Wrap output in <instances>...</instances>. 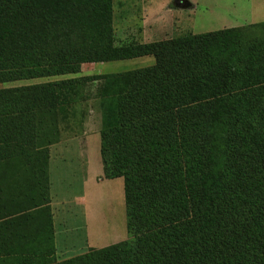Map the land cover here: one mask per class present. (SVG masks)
Here are the masks:
<instances>
[{
	"label": "trees",
	"instance_id": "trees-1",
	"mask_svg": "<svg viewBox=\"0 0 264 264\" xmlns=\"http://www.w3.org/2000/svg\"><path fill=\"white\" fill-rule=\"evenodd\" d=\"M247 29L264 22L117 44L112 0H0V84L155 60L99 90L103 178L123 180L127 238L61 262L15 240L0 264H264V37ZM85 80L0 89V176L44 179L45 204L58 117L76 118Z\"/></svg>",
	"mask_w": 264,
	"mask_h": 264
},
{
	"label": "rangeland",
	"instance_id": "rangeland-1",
	"mask_svg": "<svg viewBox=\"0 0 264 264\" xmlns=\"http://www.w3.org/2000/svg\"><path fill=\"white\" fill-rule=\"evenodd\" d=\"M187 1L190 3L191 7L188 9H179L175 7L174 0H112L115 8L116 19L114 26L117 35H127L124 38L125 40L122 41L124 42L123 44L133 42L150 43L171 40L189 34L196 35L229 28L248 27L251 24L264 22V0ZM124 8H126L127 14H123L119 21L118 16ZM246 34L251 40L264 37L263 33L256 29H247ZM154 64L155 60L153 57L84 64L72 70L66 69L65 71L60 70L58 72L42 71L36 79L0 84V89L79 77L84 78L86 80L85 83L83 82L82 84L84 86L83 88L78 85L80 88L74 87L73 90L70 91L71 93L73 92L76 97L78 95L82 96L84 101L79 103L80 105L71 108L70 112H65V114L71 112L79 114V110L84 109L81 106L84 104L86 105V111H91V126L95 125L96 129L100 131L101 116L99 90L104 85H108L105 83L106 78H109L107 76L121 77L120 74H124L127 71H138L143 68L149 69V67ZM66 94H69L68 91ZM72 118L64 120L61 114L59 115L58 127L60 128V139L62 130L71 129L70 127L80 122L77 121L76 118ZM99 154L98 151L95 155L98 162ZM101 165L102 164H100V166ZM96 168L95 165V172ZM102 174L103 171L101 169V175ZM79 180L78 176H76V178L70 176V182L68 184L64 182L63 192L64 195L66 194L65 196L81 192L82 183H80ZM101 180L103 181L100 182ZM116 180L119 181V179ZM120 182H122V188L120 187L119 190H112L110 187L111 184H109L111 183L110 180L104 178H97L95 182L93 181V183H91L90 188L93 190L89 192L91 200L88 207V229L92 230L91 236L94 242H102L103 245L99 246H108L127 238L122 178H120ZM61 214L64 218L68 215L71 219V223L75 218L77 222L82 220L81 213L72 206L65 208L61 211ZM90 249L96 248H89L87 251L84 250V253H79L77 256L85 254ZM53 259L55 258L52 257L50 261H53Z\"/></svg>",
	"mask_w": 264,
	"mask_h": 264
},
{
	"label": "crops",
	"instance_id": "crops-1",
	"mask_svg": "<svg viewBox=\"0 0 264 264\" xmlns=\"http://www.w3.org/2000/svg\"><path fill=\"white\" fill-rule=\"evenodd\" d=\"M126 12V8L121 10L119 21L123 14H127ZM115 19L113 3L115 40L117 44H123L122 41L127 35H120L121 37L117 35ZM81 106L84 109L76 116V120L80 122L70 127L71 129L62 130L59 142L49 148L48 204L44 202L46 196L44 179H41L40 183V179L33 176H0V261L6 260V255L12 253L15 240H20V243L26 240L30 243L29 246L37 247L44 252V259L49 260L53 257L56 262L82 254L89 248L105 247L99 246L103 245L102 242H94L92 230L88 229V207L91 200L89 192L93 190L90 188L91 183L97 178L103 179L100 154L99 162L95 157L100 151L99 129H96L95 125L91 126V111H86V105ZM70 176L79 177L82 189L78 194L65 196L63 185L64 182L67 184L70 182ZM117 179L119 181L110 180L112 190L122 188L120 178ZM70 206L81 213V221L77 222L75 218L71 223L68 215L62 217L61 211ZM51 234L52 241L49 238ZM2 264L12 263L8 261Z\"/></svg>",
	"mask_w": 264,
	"mask_h": 264
},
{
	"label": "water",
	"instance_id": "water-1",
	"mask_svg": "<svg viewBox=\"0 0 264 264\" xmlns=\"http://www.w3.org/2000/svg\"><path fill=\"white\" fill-rule=\"evenodd\" d=\"M174 5L179 9H188L191 7L187 0H174Z\"/></svg>",
	"mask_w": 264,
	"mask_h": 264
}]
</instances>
